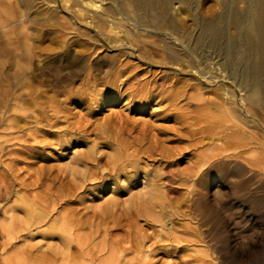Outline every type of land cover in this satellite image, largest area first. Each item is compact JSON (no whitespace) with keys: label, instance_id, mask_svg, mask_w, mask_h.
Returning <instances> with one entry per match:
<instances>
[{"label":"bare ground","instance_id":"1","mask_svg":"<svg viewBox=\"0 0 264 264\" xmlns=\"http://www.w3.org/2000/svg\"><path fill=\"white\" fill-rule=\"evenodd\" d=\"M64 1H66V4L72 3L67 2L68 0ZM94 1L99 2V4L101 3V5L103 2L108 1V7H104L103 13L102 11L99 12L101 13L100 15L95 17L88 15V17H85L83 23L89 27L93 24V26L98 28L95 38L98 39L100 46L116 52L111 60L108 59V61L106 60L107 62L101 63L95 68L97 71H102L104 68L109 73L112 71V80L109 82L107 80V83L104 85L105 89H102V92H104H101L103 98L100 97L101 95H91V87L88 84L90 82L91 86L92 82L89 81V77L95 78L96 76L91 75L90 69L85 64L77 61L78 65L75 66L76 71L74 73L81 75L85 72L84 77L87 81L84 84L86 88L79 94L74 93V95L66 97L67 99L63 104L50 106L48 112L44 110L36 112L35 122H44L46 129L42 128V126H35L31 130H28L29 133L27 134V119L29 117V114H27V67L24 64H20L19 61H14L13 63L4 61L5 63H0V65L3 64L0 66V76L2 74L3 81L6 80L4 82H8L7 85L4 83L6 88L0 90V127H4L3 129L6 131L5 133L0 128L4 132V135L1 133L2 138L0 137V163H3V157L8 158V162L4 163V168L0 172V200H5L9 195L11 190L9 177L13 176V172L18 164L23 163L27 159L32 160V162L40 160L43 158V150L53 144L57 149L61 150L67 147V143L70 145L79 143L88 144L87 136L89 134L91 136L93 130H90L91 133L88 134L86 133L88 130L86 123L82 125L80 122H70L68 107L71 104L81 106L85 103H91L94 99L100 104L105 101H111L110 103L115 105L117 102L121 103V101L126 100V108L124 112L119 111L113 117L110 115L109 117H112L110 119L107 117L106 125L112 122L117 124V129L110 131V135H107V133L102 137L104 141L102 143H105L103 146L107 147V145H110L113 147L111 151L100 154L98 150L93 149L91 146L87 150L77 153L72 159L71 164L66 167L65 172L67 173V177L70 176L65 178L67 179L66 182H63L61 185H63L62 190L66 191L67 195L74 193L78 188H82L81 185L85 183L84 181H88L87 184L105 188L110 183L113 185L114 182H117L120 176L125 179V183L122 182L124 185L121 183V185L116 184L118 185L117 187H111L114 190L113 195H127L135 187L141 175H144L143 179H145L151 173V169L147 168V162L160 161L164 162L166 166H172L176 161L178 163V159H181L183 156L188 155L194 159L191 165H187L183 169L171 170L170 173L172 175L163 177V174L160 175L161 173H159L157 177L154 175L155 178L148 179V190L146 192L129 194L127 203L130 206L127 205L125 207L117 201H112L109 207H107L106 213H102L104 217L98 216L101 221L105 216L111 217L113 214H116L117 209L123 213L122 216L124 214L126 216L135 214L136 217L140 216L144 218L145 224L149 228H152L155 223L161 224L164 218L181 216L175 211H168L169 203L166 205L164 203L166 196L162 180L166 178L170 180L173 176L176 177V181H179L181 189L191 181L197 187L207 189L214 184V177H228L229 179H233L230 181L231 190L237 196H241V193L248 187V181L241 178L251 172V167L249 169V167L245 166L248 165V160L245 159L246 157H243L244 151H238L237 149L240 148L242 150V147L247 149L251 145H257L261 149H264V125L259 123L258 119L257 122L254 121V116L250 114L249 108H246V105L251 106V103L255 100V96H260V98L258 97V102L261 109L264 110V0H222L221 12L213 17H208V19L205 17V19L202 17L196 18L194 12V16L191 17L182 15L186 9H191L193 2L197 0ZM239 1L245 3V8L242 11H238L235 6ZM73 2L74 5L72 3L71 9L72 6H75V0ZM85 3L87 4V2ZM69 4L65 7L67 8ZM177 4L179 8L180 5H184L185 9L181 10L179 14H176V12L172 13L173 6ZM71 15L73 16V14ZM73 18L75 19V17ZM70 19L69 21L72 25L69 24V26L72 27L73 24L74 26L75 24H79L78 21ZM188 21H191L195 25V30L189 31L190 29L187 27ZM95 22L97 23L96 25L94 24ZM105 25L107 29L103 30L102 26ZM62 27L64 28V26ZM77 30L76 33H78ZM232 30L234 34H231L233 33ZM22 41L24 40L22 39ZM24 44L27 45L28 43L24 41ZM30 47L32 48V46ZM20 48H23V46ZM88 50V48L83 47L79 51L84 54ZM2 51L3 53H8V50L7 52L6 50ZM12 51L15 50L13 49ZM31 51L33 52V50ZM19 53L21 54V52ZM88 53L90 54V52ZM129 57L136 59L147 67L161 68L167 72L145 70L144 73V70H135V67L130 65L127 62L128 60L126 61ZM126 73L127 76H124L123 74ZM122 75L125 78L122 80L120 88L116 83H118L117 81ZM139 76L140 78L138 79ZM99 78H101V75ZM129 79L131 81L134 79L136 85L132 82L128 83ZM188 91H192L189 94L190 96L187 95ZM239 93L241 94L240 96ZM181 98L186 100L184 104H180ZM185 105L193 107V109L189 110ZM154 106L159 108L154 110L152 108ZM151 108L154 111L149 113L151 116L149 122L143 120L134 121L128 117L130 113L142 114L148 112ZM155 122H159L160 124L155 125ZM102 126L104 127V125ZM77 130V134L80 133L78 140L73 139V137H70V139L63 138L71 133H75ZM15 133L23 134L17 136L18 134L16 135ZM96 134L98 136L97 132ZM94 136L96 137V135ZM38 137L43 138V140L37 141ZM212 137L213 139L210 144H213L215 140L219 142L223 141V143H215L212 147H209L210 145L206 147L207 143L205 139ZM49 138L54 139V143L52 140H48ZM11 141L13 142L11 143ZM9 142L10 144H16V146L11 148L4 146V144L6 145ZM171 143H187V146H182V148H171L169 146V148L167 145ZM230 149L237 152H228ZM56 151V149L53 150V153ZM175 156L178 158L173 159ZM243 161H245V165ZM141 163L146 166L147 170L140 167ZM40 169V171H44L42 173H45V171L49 172L53 170V167H44L42 165ZM152 174L154 173L152 172ZM57 177V175L54 176V178ZM80 177L82 179L86 178L80 180L82 183L79 182L78 184L77 180L79 181ZM141 183L145 184L146 182L143 180ZM30 188V185L27 184V191ZM187 192L189 193L185 196L191 195L188 201L193 213H196L199 218L198 229L196 227L193 230L189 228L182 231L188 238L176 237L171 233L172 231L164 234L160 233L156 236L135 233L133 237L129 238L127 236L131 246L125 248L121 246L123 237L119 238L118 235L116 236L118 237L117 240L114 238L115 241L109 240L110 243L107 245H104L105 241L104 244L102 243V246L100 244V250L97 251L108 252V257L106 256L105 260H102L100 264H121L124 261L123 254L125 252H133L134 247L140 253L142 250H139V248L145 242L151 243L148 246L149 250H147L149 253L153 252L155 254L156 251L161 250L166 255L171 253L180 255L178 264L202 263L203 259L201 256L204 253L196 252L194 256L188 254V246L192 242L196 243L202 240L201 236L208 230L202 231L199 229L208 225L209 231L213 232L212 241L217 244L221 242L218 229H220L219 226L222 223V213L221 209L217 207V203L216 206H214L215 203L211 206L208 204L205 193ZM48 193L50 192L48 191ZM61 194L56 195L55 199L54 197L53 199L60 200ZM194 195L196 196L195 198H193ZM39 197L32 196L29 200V207L26 206L27 215L25 223L27 224V234L32 232L35 225L41 224L44 219L48 216L50 217L49 214L54 210V205L43 204L45 198L41 200L42 197H40L41 199ZM51 197L52 195L49 194V198L47 199L50 200L52 199ZM53 199L51 203L54 202ZM73 203H75L74 200L63 202V204L68 206ZM252 205L258 207L259 202H254ZM104 211L102 210V212ZM74 212V210L70 209L59 221L55 220L59 224L56 230L58 235H55L56 239L59 240L58 243H60L57 247L55 245V247H49V245V248H46L47 252L37 250L33 253L29 251L27 253L28 257H39L41 261H53L55 263L57 257L65 254L69 259L65 260L64 257L61 258L62 264H76L75 258L79 255V259L83 260V263L86 262L85 260L89 263L93 262L95 259L94 254L91 253L93 259L91 254L89 255L88 252L84 253L83 247H88V245H85L83 237L79 234V230L87 227L90 223L87 222L88 219L83 220V222L74 220L72 218L76 215V212ZM94 212L96 213V211ZM85 214L87 215L88 213ZM119 215L121 217V213ZM92 217L95 219L94 213ZM114 218H117V216H114ZM8 219L10 223L2 226L3 228L0 230L5 233L6 237H13L15 227L20 224L24 225L22 223L24 221L20 220L19 217L18 219L17 217L16 219H13V217H9ZM23 225L20 226L22 227ZM89 227L91 226L89 225ZM4 233H2L3 236ZM47 238L54 239L52 235H48ZM167 241L170 242L168 246L171 248H162L164 247V242ZM222 247L215 246L214 248L219 259V264H253V261L251 262L248 259L245 263H239L237 261L238 256L236 258V255L228 254L227 250L225 254ZM29 249L31 248L29 247ZM220 251L224 255L219 254ZM198 253L201 255L198 256ZM73 254L76 255L74 256L75 258H73ZM140 255V257L135 256L133 262H130L132 261L130 260L129 264L135 262L136 264H156L147 260L151 257H149V254L146 256ZM83 263L80 262L79 264Z\"/></svg>","mask_w":264,"mask_h":264},{"label":"rangeland","instance_id":"2","mask_svg":"<svg viewBox=\"0 0 264 264\" xmlns=\"http://www.w3.org/2000/svg\"><path fill=\"white\" fill-rule=\"evenodd\" d=\"M73 1L68 0L67 2H72L74 5ZM197 1L198 3H196ZM197 1L193 2L192 8L186 9V11L182 13V15L186 17L187 16L191 17L194 16L195 14L196 18L205 17L206 19H208V17H213L221 12L222 0H197ZM30 2L31 0L29 1L0 0V63L4 61L8 63L19 61L20 64H24V66L26 65L27 67V74H26L27 96H28L27 114H29V117L27 119V128H28L27 134L29 133L28 130H31L35 126L38 127L42 126V128L44 127V129H46V127L44 126L45 125L44 122H40V121L35 122L36 112L40 110H44L48 112L50 106L63 104L67 99L66 97L70 95H74V93L79 94L84 90V88H86L84 84V82L87 81L86 78L84 77L85 72L81 75L74 73L76 71L75 66L78 65V62L85 64L90 69L91 75L96 76L95 78L89 77L90 79L89 81L92 82L90 86V82L88 81L89 82L88 85L89 87H91L90 88L91 95L94 96L95 94H97L99 96L101 95L100 97L103 98L102 93L104 92H102V89L103 90L105 89L104 85L107 83V80L108 82L112 80L111 79V77H113V75L111 74L112 71L109 73L106 68H104L102 71H97V69L95 68H97V65L107 62L108 59L111 60V58H113V56L116 53L115 51H111L110 49L100 46L98 39L95 38L96 37L95 33L96 31H98V28L93 26V24H91V26L89 27L83 23L85 17H88V15H90V17L92 16L95 17L101 14L99 13L100 11H102L103 13L104 7H108V3H109L108 1L103 2L101 5V3L99 4V2H95L94 0H83V1L75 0V6L74 7L72 6V9L70 8L72 3L70 4L68 3L69 4L68 6L69 9H68V7L67 8L65 7L68 4H66V1L64 0H32L31 2L32 4ZM85 2H87V4ZM76 3L78 4L76 5ZM235 6L238 11H242L245 8V3L243 1H239L236 3ZM173 8L171 12L172 13L176 12V14H179L181 10L185 9L184 5H180L179 8L178 4L176 6L174 5ZM67 9L70 11H68ZM71 14H73V16ZM70 17L72 18L70 19ZM73 17H75V19ZM69 19L72 21L74 20L78 21L79 24H75V26L73 24V26L71 27L69 26V24H71ZM63 20L64 22L66 21V23L68 24L64 23ZM80 23L82 24V26L83 25L84 26L82 27ZM57 24L59 25V27ZM94 24L96 25L97 23L95 22ZM62 26H64V28ZM102 27L104 28L103 30L107 29L106 25ZM187 27L190 29V30L188 29L189 31L195 30V25L191 21L187 22ZM76 30L78 33H76ZM79 33L82 34L80 35ZM231 34H234V31ZM22 39L25 41V43H28L29 45L24 44V41H22ZM21 45L23 46V48H20L22 47ZM30 46H32V48L34 49H32ZM83 47L88 48L89 49L88 52H90V54L88 52L82 54V52L79 50L80 49L82 50ZM27 48L29 49L27 50ZM1 49L6 50V52L8 50V53L10 52L12 53L8 55V53L7 54L3 53ZM13 49L16 52L12 51ZM24 49H26L28 53ZM31 50H33V52ZM19 52H21V54ZM23 53L24 54L26 53L25 54L26 56ZM80 57L82 60L80 59ZM129 58H127L126 61L128 60L127 62H129L130 65L134 66L135 70L141 69L144 70V73L145 70L146 71L150 70L153 72H159L160 70L162 72L166 71L161 68L147 67L146 65L139 63L136 59H131V58L129 59ZM0 73H1V69H0ZM100 75L101 78H99ZM103 75L105 76L102 77ZM123 75L127 76V73ZM123 75H122L123 78L119 77L117 81L118 83H116L120 88L122 86V80H124L125 78ZM0 77L2 78V79L0 78L1 79L0 82L2 81L0 83V90H1L6 88L5 86L8 84V82H4L6 80L3 81L2 74ZM139 78L140 76L138 77V79ZM131 82L134 85H136L134 79H132V81L131 79H129L128 83ZM191 92L188 91L187 95L191 94ZM240 95L241 94L239 93V96ZM258 97L260 98V96ZM258 97L257 96L254 97L255 100L251 103L252 107L246 105V108H249L250 114L254 116V121L257 122L259 120L258 122L264 125V110H262L260 107V104L258 102ZM182 99L183 98L180 99V104H184L186 102L185 99L183 100ZM110 102L111 101H105L104 103L100 104L98 101L94 99L92 100L91 103H85L81 106L77 104H71L68 107L70 122H74V121L76 123L80 122V124L82 125L83 124L85 125L86 123V125L88 126V130L86 133L88 134L91 133L90 130H93L91 136L90 134L87 136L88 144L79 143V144L70 145L69 143H67L66 145L67 147H64L62 150L57 149L56 146L53 144L43 150L42 152L43 158H41L40 160L33 161L34 162L33 163L32 160L27 159L28 161L25 160L23 163L17 165V168L13 172L14 177L13 176L9 177V181H10L9 183H11L10 193L5 200L4 199L0 200V229L3 228L2 226H5L10 223V220L8 219L9 217L11 218L13 217V219L14 218L16 219V217L18 219L19 217L20 220L24 221L22 223H24L25 226L23 224H20L23 225L22 227L20 225L16 226L14 229L15 231H13L14 232L13 237L12 236L6 237L5 233L0 230L1 231L0 232V264H60L62 261L61 258L64 257L65 260H68L69 257L65 256V254L64 255L62 254V256H59L55 259V263L53 261L47 262L44 260L43 262L39 257L29 258L27 253L29 251L35 253V251L37 250L42 252H47L46 248L49 245H50L49 247H55V246L57 247L60 244L58 243L59 240L56 239V236L58 235L56 230L59 224L56 223L55 220L59 221L62 216H65L66 213L70 211V209L76 212V215L72 217L74 220H79L83 222V220L88 219L87 222L90 223L89 225L91 227H89L88 225L87 227L81 228L79 230V234L81 235V237H83V241L84 243H86L85 245H88V247L86 246L83 247L84 253L86 254V252H88L89 255L93 253L94 258L96 259L95 260L91 254L92 258L94 259L93 262L89 263L87 262V260H85L86 262L84 261L85 263H83V260L81 261L79 259L80 256L78 254H77L78 257L73 254V258H75L74 256H76L75 258L76 264L77 263L79 264L80 262L83 264H100L102 260H105L106 256L108 257V252L97 251L100 250V244L102 246L105 241L104 245H107L108 243H110L111 240L112 241L117 240L118 237L119 238L123 237L122 239L124 241L121 239L122 243L121 241L120 243L121 246L125 248H129L131 246L127 236H129V238L133 237L135 233L152 234L153 236H156L160 233L164 234L168 231H172L171 233L176 237H181V238L187 237L182 233L184 229L190 228L193 230L196 229V227L197 229L199 227L198 226L199 218L197 217L196 213H193L190 206V202L188 201L189 198H191V195H189L188 197L185 196L187 193H189L187 191L203 192L206 194V199L210 206L214 205V203H215L214 206H216V203L218 204L217 207L221 209V213H222V223L221 226H219L220 229H218L219 230L218 232L220 234L219 236L221 238V242H223L225 245L224 246L223 243L221 242H218V244L213 242L212 241L213 232L209 231V225L203 226L199 230L202 231L208 230L209 232L206 231L204 235L201 236L202 240L200 242H196V243L192 242L188 246V251H187L188 254L194 256L196 252H200L201 254L206 253L205 255L203 254V256H201L203 259L202 262L203 264H219V259L218 256L216 255L217 254L216 251H214V248L215 246L216 247L223 246L222 249L224 250L225 254L228 251V254L236 255V258L239 257L237 259L239 263H245V261H247L248 259L251 262L253 261L252 262L253 264H264V152H262L264 151V149H261L257 145H251L250 147H247V149H245L244 147H242V150H240V148L237 149L238 151H244L243 157L244 158L246 157L245 159L248 160L247 163L248 165H245L246 164L245 161H243V163L246 167H249V169L251 167L250 173H252V174L248 173L241 178L245 181L246 180L248 181V187L241 193V196H237L234 193V191L231 190L230 181H232L233 179H229L228 177H224L221 175H219L221 176L219 178L214 177L213 179L214 184H212L207 189H201L197 187L192 181L185 186L186 188L183 187V189H181L182 187H179L180 186L179 181H176L177 179L175 176H173L172 179L170 178V180L167 178L163 179L162 181L165 187L164 190L166 196L165 197L166 201L164 203L165 205L169 203L168 204L169 208L167 210L171 212L175 211L181 216L179 217L171 216L169 218H164L162 219L163 221H161V224L155 223L152 228H149L145 224L144 218L140 216L136 217L135 214H132L130 216L129 215L126 216V214H124V216H122L123 213L117 208H115L117 209L116 210L117 212L116 214L112 215L113 217L105 216V218L101 221L100 218H98V216L104 217L102 215L106 213L108 209L107 207H109L112 201H117L120 205L127 207V205H129L127 203L129 199V194L146 192L148 190L147 182L152 177L153 178H155V176L157 177L159 173H161L160 175L163 174L162 175L163 177H167L169 175H172L170 173L171 170L183 169L187 165H191V162L194 161V159L191 158V156L188 155L183 156L181 159H178V163L176 161L172 166H166L164 162H160V161L147 162L146 163L147 168L151 169V173L149 174V176H146L145 179H143L144 175H141L135 187L127 195L126 194L121 196L113 195L114 190L111 189V187L113 188V186L117 187L119 184L121 185L122 182L125 183V179L121 176H120L121 178L120 177L118 178L117 182H114L113 185H111L112 183H110L105 188L96 187L95 185L87 184L88 181H84L85 183L81 185L82 188H78L77 191H75L72 194L67 195V192L62 190L63 185L61 184L63 182H66L67 179L65 178H68L70 176L69 175L67 177V173L65 172L66 171L65 169L67 166H69V164H71L72 159L74 158V156L77 155V153H80L81 151H85L91 146L93 149L98 150L100 154H104L105 152L108 153L109 151H111V148H113L110 145L104 147L103 144L105 143H102L104 142L102 140L103 136H105L107 133H108L107 135H110V131L117 129V124L113 122L106 125L108 119L107 117H109L110 115L113 117L115 113H118L119 111L124 112L126 108L125 103L127 101L123 100L121 101V103L117 102L116 105L111 104ZM185 107H187V105H185ZM152 108L156 110L159 107L154 106ZM152 108L149 109L148 112H144L142 114L130 113L128 117L130 118V120H134V121L143 120L149 122L151 120V116L149 113L151 111H154ZM187 108H189V110L193 109V107H187ZM112 117H109V119ZM154 124L159 125L160 123L155 122ZM102 125H104V127ZM0 128L3 129L4 127L3 128L0 127ZM98 130L101 132H99ZM4 132L6 133V131ZM4 132H2V130L0 131V137L4 135ZM96 132L98 133V136ZM104 132L105 134H103ZM1 133L3 134L1 135ZM77 133L78 130L75 133H71L70 135H67L63 138L70 139V137H73V139L78 140L80 133L79 134ZM15 134L17 135L18 133ZM21 134L23 133H19L17 136ZM94 135H96V137ZM212 139L213 137L205 139V142L207 143L206 147H208L209 145H210L209 147H212L214 146L213 144L215 143L216 144L223 143V141L219 142L215 140L213 144H210ZM36 140L37 141L43 140V138L38 137ZM48 140H52V142L54 143V139L49 138ZM12 142L13 141H11V143ZM8 144H10V142ZM8 144L6 143V145L4 144V146L7 147L9 146L10 148L16 146V144L14 143L10 145ZM167 146L168 147L170 146L171 148H175V147L182 148V146L186 147L187 143H171L168 144ZM55 149L57 151L53 153V150ZM230 151L237 152V151H232L231 149L228 152ZM4 158L5 157L2 158L3 163H0V172H2L4 168V163L6 164L8 162V158L5 159ZM176 158L178 157L177 156L173 157V159ZM42 165L44 167L46 166L53 167V170L49 172L45 171V173H42L44 172V171H40L41 170L40 167H42ZM140 167L143 168L144 170H147L146 166L143 163L140 164ZM152 172L154 174H152ZM54 174L57 175L58 177L54 178L55 176ZM53 178L55 179V181ZM85 178L82 179L80 177L79 181L77 180V183L79 184V182H81L80 180H84ZM143 180L146 182L145 184L141 183ZM123 183L122 185H124ZM27 184L30 185L31 187L30 189H28V191H27ZM48 191L50 193H48ZM49 194L52 195L51 197L52 199L53 197L55 199L56 195L58 196V194H61L60 196L61 201L59 199L57 200L53 199L54 202L51 203L52 199L50 200L47 199L49 198ZM32 196H36V197L40 196L42 197V199L39 197L41 200L45 198L44 200L45 202H43V204L46 203V204H50L51 206L54 205L53 207L54 210L52 211L51 214H49L50 215V217L48 216L49 218L47 217L46 219H44V221L41 224L35 225L32 232L27 234V224L25 223V218L27 215L26 206H28L29 200L31 199ZM195 197L196 196L194 195L193 198ZM66 200H74L75 203L70 204L68 206L66 204H63V202ZM252 201L259 202L258 207H254L252 205L254 202ZM66 210L67 212H65ZM93 210L96 211V213ZM102 210L105 211L102 212ZM155 212H157V210H155ZM85 213H88L89 215L88 214L86 215ZM93 213L95 214V219L94 217H92ZM120 213H121V217L119 215ZM114 216H117V218H114ZM119 217L120 219H118ZM2 233H4V236ZM48 235H52L54 239L51 240L47 238ZM164 243H165L164 247L162 248L169 249L170 246L168 245L170 244V242L167 241ZM225 243H227L228 245ZM150 244H151L150 242H145V244L141 246L143 248L141 247L139 248V250H142L140 251V253H138L139 252L137 251L138 249L136 248L135 250L134 247H133L134 249L133 252L132 251L125 252L123 254L124 261H122L121 264H129L130 260H132L130 262H133V258L135 256L140 257L141 256L140 254L145 256L149 254V257L150 256L151 257L147 260H150L151 262L156 264H178L180 255L175 253L166 255L161 250L156 251L155 254L153 252L149 253L147 252V250H149L148 246ZM29 247L31 249H29ZM222 249L220 250L223 251ZM221 251L219 252V254L221 253ZM200 253H198V256L201 255ZM224 253L222 252L221 255H224ZM202 263L196 262V264H202ZM133 264H136V262Z\"/></svg>","mask_w":264,"mask_h":264}]
</instances>
